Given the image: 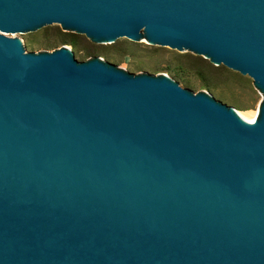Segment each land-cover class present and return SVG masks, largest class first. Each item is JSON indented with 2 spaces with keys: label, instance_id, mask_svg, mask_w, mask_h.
<instances>
[{
  "label": "water",
  "instance_id": "water-1",
  "mask_svg": "<svg viewBox=\"0 0 264 264\" xmlns=\"http://www.w3.org/2000/svg\"><path fill=\"white\" fill-rule=\"evenodd\" d=\"M0 264H264V0H0Z\"/></svg>",
  "mask_w": 264,
  "mask_h": 264
},
{
  "label": "trees",
  "instance_id": "trees-1",
  "mask_svg": "<svg viewBox=\"0 0 264 264\" xmlns=\"http://www.w3.org/2000/svg\"><path fill=\"white\" fill-rule=\"evenodd\" d=\"M71 36L73 37V41L71 44L73 45L74 49H76L77 45H78L77 44L78 39H83V37L77 33H72ZM76 50H78V49H76Z\"/></svg>",
  "mask_w": 264,
  "mask_h": 264
}]
</instances>
